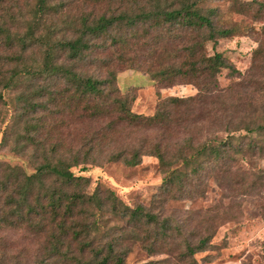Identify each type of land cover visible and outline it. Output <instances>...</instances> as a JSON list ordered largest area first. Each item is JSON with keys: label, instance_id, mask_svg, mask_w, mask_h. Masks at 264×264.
Wrapping results in <instances>:
<instances>
[{"label": "trees", "instance_id": "1", "mask_svg": "<svg viewBox=\"0 0 264 264\" xmlns=\"http://www.w3.org/2000/svg\"><path fill=\"white\" fill-rule=\"evenodd\" d=\"M111 1L116 4L110 5ZM209 1L32 0L28 11L21 15L17 13V0H0V48L9 49L6 57L12 62L8 72L0 70L1 88L20 84L28 74H57L66 83L60 91L65 109L80 108L82 117L100 120L97 129L83 142L87 147L77 148L70 155H55L57 144L54 143L32 172L19 171L17 165L11 167L17 179V212L21 213L22 206L27 213L34 212L35 224L41 223L36 233L44 234L47 252L52 258L60 257L64 264H125L123 254L130 250V245L124 243L127 240L130 244L140 242L149 253H167L158 259L131 264H200L195 253L208 248L214 229L195 241L184 238V247L174 254L170 251L172 240L177 239L175 232L182 234V230L178 223L175 227L169 224V217L162 216L161 207L130 205L112 189L101 188L99 184L90 190V177L76 173L73 167L86 170L103 157L134 165L142 155H154L166 172L154 197L160 206L168 194L176 198L179 196L176 191L186 190V182L194 181L202 169H208L205 174L215 168L226 170L247 151L263 150L264 121H246L243 125H232L229 121L224 135L214 134L202 140L189 134L182 140L141 137L129 147L115 145L126 128L128 137L130 130L143 128H160L167 133L175 132L180 126L188 128L194 120V107L203 101L202 96L225 90L218 87L217 74L221 69L227 68L230 74L240 73L222 51L215 49L220 39L240 32L239 28L233 23H222L218 7L208 5ZM229 1L237 12L252 11L256 3L264 14L262 0ZM103 4L108 7L104 8ZM77 6L85 9L76 12ZM20 20L24 22V29ZM63 28L67 30L65 36H57ZM207 43L213 52L207 51ZM32 45L41 47L40 63L24 60V51ZM130 46H136L135 50L139 51L124 52ZM110 48L119 49L118 55H101ZM58 50L65 52L66 60H57ZM261 52L260 47L254 49L255 56ZM91 55L90 62L96 65V72L103 70L102 76L70 66ZM1 59L0 54V62ZM114 64H143L144 70L163 85L192 83L197 93L159 98L152 114L135 112L130 106L134 95L116 84ZM39 90L32 92L39 95ZM18 100L22 102L19 108L25 112L43 109L40 101L27 92L21 91ZM4 103L0 91V145L8 144L9 133L17 131L22 115L18 112L7 116L1 111ZM237 104H231L230 108ZM38 119L41 124L44 122L42 115ZM38 125L37 121L24 120L27 132L18 133L15 141H24V149L37 146L41 143L35 135ZM239 128L246 132L235 133ZM30 130L34 131L29 133ZM106 144L112 148L104 149ZM16 149L18 146L13 145L11 150ZM110 219L121 224L108 225ZM179 244L180 239L175 248Z\"/></svg>", "mask_w": 264, "mask_h": 264}, {"label": "rangeland", "instance_id": "2", "mask_svg": "<svg viewBox=\"0 0 264 264\" xmlns=\"http://www.w3.org/2000/svg\"><path fill=\"white\" fill-rule=\"evenodd\" d=\"M31 2L32 0H17V13L22 15L27 12ZM112 4L116 2L111 1L110 5ZM207 4L218 7L222 23H233L239 28L240 32L220 39L215 49L222 51L240 73L230 74L227 68L221 69L217 74L218 87L225 90H215L202 96L203 101L195 105L194 120L188 128L180 126L171 133L160 128H143L130 130L129 137L125 134L128 131L126 128L122 130L123 133L115 144L119 148L137 144L141 137L148 140L162 138L172 141L182 140L184 136L192 134L196 140H202L214 134L224 135L227 132L224 127L229 121L232 125H243L246 121H264V14L262 10L259 11L256 3L251 8L252 11L243 13L233 10L229 0H211ZM83 6L86 7V4ZM103 7L108 6L103 4ZM80 8L85 9L77 6L74 11L77 12ZM20 25L24 27L22 20ZM66 32L63 28L57 32V36H65ZM135 47L130 46L124 52L135 54L139 51L135 50ZM257 47H260L262 52L255 56L254 49ZM8 51L4 46L3 49L0 48V70L5 72H8L12 65L6 57ZM119 51L110 48L102 51L101 55L114 57ZM207 51L213 52L210 43H207ZM93 55L82 62H73L70 66L80 72H95L102 76L103 70L96 72V65L90 62ZM23 57L28 62L40 63L41 47H28ZM62 59L66 60L65 52L58 50L57 60ZM133 65L114 64V69L117 86L134 95L130 106L135 112L152 114L159 98L197 93V87L192 83L180 82L165 86L151 77L144 70L143 64ZM65 85L64 78L57 74H28L18 85L8 88L0 86L5 99L1 111H5L7 116L22 113L17 131L10 130L8 144L0 145V264H64L60 257L52 258L48 254V243L44 234L36 233L41 223L35 224L34 212L27 213L25 206H22L20 214L17 212V179L11 167L17 165L19 171L32 172L35 164L43 159L44 152L49 153L54 143L57 144L55 155H70L77 148L87 147L83 142L97 129L100 120L82 117L80 108L74 111L65 109L61 103L64 97L60 92ZM230 85L232 87L228 89ZM38 88L41 89V94L32 92ZM21 91L33 95L34 99L43 105V109L25 112L19 108L22 106V102L18 100ZM237 102V106L230 108L231 104ZM38 115L44 118L42 124ZM24 120L39 122L35 135L41 143L37 146L24 149V141H15L16 135L27 132ZM33 131L30 130L29 133ZM245 132L243 128L235 131ZM13 145H17L18 149L11 150ZM106 146L112 148L108 144L103 148L106 149ZM73 170L90 177V190L99 184L101 188L112 189L130 205L143 203L154 209L161 207L162 216L169 217V224L175 227L178 223L182 230V234L175 232L177 239L174 237L172 240L173 250L170 251L174 254L184 247V238L195 241L200 235L214 229L208 248L195 253L200 264H264V146L260 152L258 148L256 152L247 151L226 170L215 168L212 173L205 174L208 169H202L194 181L186 182V190L176 191L179 195L176 198L168 194L160 206L154 197L166 172L154 155L144 154L134 165L121 160H105L103 157L89 165L86 170L79 171L78 167H73ZM43 222H46V219ZM110 224L120 225L121 221L110 219L108 225ZM179 239V248H175ZM124 243L130 245V250L123 254L125 264L167 255L165 251L149 253L140 242L130 244L126 240ZM71 247L74 248V244Z\"/></svg>", "mask_w": 264, "mask_h": 264}]
</instances>
